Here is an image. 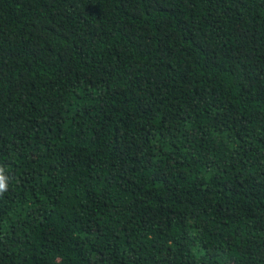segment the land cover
Segmentation results:
<instances>
[{"label": "trees", "instance_id": "obj_1", "mask_svg": "<svg viewBox=\"0 0 264 264\" xmlns=\"http://www.w3.org/2000/svg\"><path fill=\"white\" fill-rule=\"evenodd\" d=\"M0 264H264V0H0Z\"/></svg>", "mask_w": 264, "mask_h": 264}, {"label": "clouds", "instance_id": "obj_2", "mask_svg": "<svg viewBox=\"0 0 264 264\" xmlns=\"http://www.w3.org/2000/svg\"><path fill=\"white\" fill-rule=\"evenodd\" d=\"M8 189L7 178L4 175V169L0 167V194H3Z\"/></svg>", "mask_w": 264, "mask_h": 264}]
</instances>
